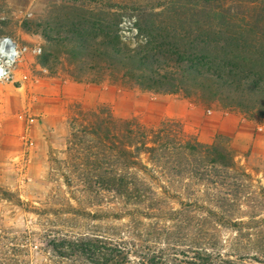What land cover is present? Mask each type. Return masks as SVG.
I'll return each instance as SVG.
<instances>
[{"label": "rangeland", "instance_id": "374dc122", "mask_svg": "<svg viewBox=\"0 0 264 264\" xmlns=\"http://www.w3.org/2000/svg\"><path fill=\"white\" fill-rule=\"evenodd\" d=\"M178 1L0 0V41L19 52L12 78L0 81V264H88L55 252L87 242L116 250L121 264H264V119L193 87L144 88L73 51L100 30L111 32L125 48L153 53L158 72H175L181 62L165 52L175 37L208 31L204 10L177 17L166 9ZM229 5L239 19L251 9ZM67 82L88 93L86 102L64 99ZM104 120L121 140L148 149L163 132L225 148L236 170L199 158L188 167L177 155L161 159L176 162L171 172L141 146L136 176H116L122 183L114 184L106 174H125L122 163L114 167L91 136ZM94 155L102 176L85 168Z\"/></svg>", "mask_w": 264, "mask_h": 264}, {"label": "trees", "instance_id": "16d2710c", "mask_svg": "<svg viewBox=\"0 0 264 264\" xmlns=\"http://www.w3.org/2000/svg\"><path fill=\"white\" fill-rule=\"evenodd\" d=\"M229 1L232 2V0H179L177 5L174 2L168 3L166 9L177 17H180L185 9L192 7L196 14L204 10L205 18L208 20L203 25L207 32L176 36L172 47L165 50L172 56L171 61L177 58L173 61L181 62L175 72H171L172 68L158 72L156 69L158 63L151 60L153 53L133 52L125 48L115 33L111 32L100 30L90 39L91 42L82 40L73 44V51L75 55L81 57L80 59L91 62L102 61L111 69L123 71L127 77L134 79L144 88L164 90L166 87L168 89L173 87L175 90H180L193 87L209 98L219 99L229 106L235 105L242 109L254 110L264 119V16L262 15L264 0L253 2L235 0L242 4L248 3L247 6L251 7L249 14L240 15L241 19L231 16L232 8ZM213 9H218L222 14L216 15ZM217 22L220 23L219 29L214 28ZM159 55L163 56V53ZM130 135L132 136V133ZM161 135L155 148H144V143L140 144L136 140H126V138L121 140V133L118 135L111 133L110 124L106 120L93 125L91 134L101 150L109 151L111 158L114 159V167L122 163L121 167L125 170V174L120 175L115 172H112V175L106 174V176H114L112 180L114 184L122 183V180L116 176H136L132 171L138 168L136 155L142 152L141 146L150 154L154 165L161 166L164 163V167L171 172L175 171L176 162H161V159L177 155L182 157L186 166L195 158H199L209 168L217 167L225 172L236 170L234 159L225 148L217 145L202 146L192 141L183 142L175 136L172 137L173 139L170 138L164 132ZM77 138L76 134L71 136L70 146L76 147ZM94 156L93 162L85 164V168L93 172L92 176H102L104 164L98 156ZM73 166L75 169L80 168L76 163ZM66 250L67 253L56 249L55 252L60 259L67 261L79 257L88 264H121V255L116 250H111L109 247L100 248L92 245L91 242L80 243L79 246L73 244Z\"/></svg>", "mask_w": 264, "mask_h": 264}, {"label": "built area", "instance_id": "2783aa9c", "mask_svg": "<svg viewBox=\"0 0 264 264\" xmlns=\"http://www.w3.org/2000/svg\"><path fill=\"white\" fill-rule=\"evenodd\" d=\"M3 41L4 39L0 41V81H10V79L12 78L11 68L15 65L17 59H19V52L15 56L14 54L9 53L8 45ZM11 50L12 49H10V51ZM34 53L41 54V50L37 49Z\"/></svg>", "mask_w": 264, "mask_h": 264}, {"label": "crops", "instance_id": "0c3cea01", "mask_svg": "<svg viewBox=\"0 0 264 264\" xmlns=\"http://www.w3.org/2000/svg\"><path fill=\"white\" fill-rule=\"evenodd\" d=\"M86 93V92H85ZM88 94V93H86ZM83 88L74 82H67L66 85L63 87L62 95L64 99L70 104L72 103H83L86 102L85 95ZM55 134H59L64 136L66 134V129L58 130L57 128L54 129Z\"/></svg>", "mask_w": 264, "mask_h": 264}, {"label": "bare ground", "instance_id": "6f19581e", "mask_svg": "<svg viewBox=\"0 0 264 264\" xmlns=\"http://www.w3.org/2000/svg\"><path fill=\"white\" fill-rule=\"evenodd\" d=\"M7 44H8V48H9V49H8V52L11 53L10 49H12V44H13V43H12L11 41H9V42H7ZM17 53H18V51L15 50L14 56L17 55ZM6 54H7V53H6Z\"/></svg>", "mask_w": 264, "mask_h": 264}, {"label": "water", "instance_id": "95a60500", "mask_svg": "<svg viewBox=\"0 0 264 264\" xmlns=\"http://www.w3.org/2000/svg\"><path fill=\"white\" fill-rule=\"evenodd\" d=\"M10 40H8V39H4V43H6L7 44V42H9ZM8 45V44H7ZM14 51H15V47H14V45L12 44V50H11V53L12 54H14Z\"/></svg>", "mask_w": 264, "mask_h": 264}]
</instances>
